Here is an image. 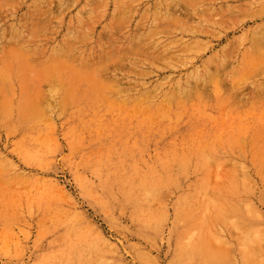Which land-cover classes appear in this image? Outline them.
Here are the masks:
<instances>
[{"label":"rangeland","instance_id":"obj_1","mask_svg":"<svg viewBox=\"0 0 264 264\" xmlns=\"http://www.w3.org/2000/svg\"><path fill=\"white\" fill-rule=\"evenodd\" d=\"M124 165L165 176L142 227ZM262 234L264 0H0V264H264Z\"/></svg>","mask_w":264,"mask_h":264},{"label":"bare ground","instance_id":"obj_2","mask_svg":"<svg viewBox=\"0 0 264 264\" xmlns=\"http://www.w3.org/2000/svg\"><path fill=\"white\" fill-rule=\"evenodd\" d=\"M19 53L21 52L19 51ZM23 53L25 54V52ZM123 169L125 172V176L124 177L121 176L122 179H119L116 182H112V184H108L107 182H104L105 180H103L102 185L105 188H107L108 186L115 187L118 192H121L123 194V197L127 202H132L135 204V207H136L135 211H138V214H135L136 219L138 220L139 223H141L144 220L143 225L138 223L142 227L145 225L146 221H149L150 219L154 217L153 214H151L150 212H147L146 210L152 209V206H151L152 195L156 187L165 181L164 180L165 176L159 175L155 171L152 165H149L148 171L146 173H142L141 176L139 177H136L134 175V170L129 168L128 166L124 165ZM108 192L109 193L107 194L106 201H109L110 199H114L115 197V193L112 189ZM184 202L180 203V205L183 204ZM213 206H215L217 209L213 213V215L215 214L216 216H218L221 210H224L226 211L227 214L229 213L232 219L236 220L238 217V211L236 209H232V207L228 203L227 204L224 203V201L208 203L205 208H202L204 209L203 211H201L202 209H200L199 210L200 212L198 213L188 212L184 218L178 217L175 222L176 224L175 227L178 230V234H179L178 236V246L179 247L178 248L181 252H184L183 251L185 250L184 248L190 249V245L194 244L195 242L194 237L197 235L196 231L198 230V228H195V225H196L195 222L198 219L200 220L201 217L203 218L208 217V216H205L206 212L208 214H212L211 209ZM204 222H205L204 224L207 225V219L204 220ZM209 222H210V219L208 220V223ZM196 227H198V224L196 225ZM256 236L257 235H255V237Z\"/></svg>","mask_w":264,"mask_h":264}]
</instances>
